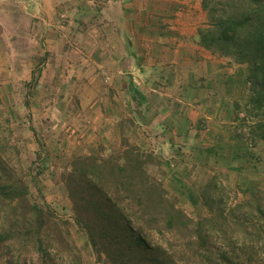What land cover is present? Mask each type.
Segmentation results:
<instances>
[{
	"label": "rangeland",
	"instance_id": "374dc122",
	"mask_svg": "<svg viewBox=\"0 0 264 264\" xmlns=\"http://www.w3.org/2000/svg\"><path fill=\"white\" fill-rule=\"evenodd\" d=\"M32 3L34 0H0V97L28 173L29 202L47 209L48 232L54 239L48 254L41 253L27 240L4 241L0 244V264H101L95 261L87 233L76 222L65 169L76 155L118 151L125 139L137 145L139 135L117 137L112 133L99 134L96 128L92 112L96 90L93 85L84 88L87 79L97 75L93 67L100 62L94 51L98 39L92 37L98 22L88 20L92 9L76 0L69 7L62 6L60 0H53L50 5ZM88 5L92 7L91 3ZM78 9L84 15H77ZM208 23L209 15L204 24ZM48 28L64 37L46 41L42 35ZM56 50L62 55L56 54ZM242 74L243 103L233 125L247 152L244 170L232 175L221 160L211 157L198 171L186 174L176 170L171 178L166 174L165 156L141 147L157 157L150 166L151 172L194 219L210 213L207 206L199 203L200 193L209 182L215 185L209 189L210 195L215 192V197L221 199V203H213L216 212L221 208L228 213L230 208L246 201L251 193L245 189L252 185L264 199V112L255 113L250 105V84ZM210 139L204 145H211ZM9 212L8 207L0 210V234L9 228L8 221H14ZM229 224L236 231L238 226ZM20 227L18 231L23 233L26 226ZM153 236L159 238L156 233ZM212 241L219 252L225 250L218 238Z\"/></svg>",
	"mask_w": 264,
	"mask_h": 264
},
{
	"label": "trees",
	"instance_id": "16d2710c",
	"mask_svg": "<svg viewBox=\"0 0 264 264\" xmlns=\"http://www.w3.org/2000/svg\"><path fill=\"white\" fill-rule=\"evenodd\" d=\"M203 8L209 23L198 29L200 45L243 66L249 103L255 113L264 112V0H204ZM13 138L0 97V210L8 207L14 215V221L8 217L9 228L0 234V244L27 240L44 254L54 239L48 232L47 209L29 202L28 173ZM122 146L103 155H76L65 169L75 219L88 235L96 262L264 264V199L255 186L245 189L250 198L225 213L221 208L215 211L213 203L221 199L215 192L210 195L215 185L209 182L199 203L210 213L194 219L151 172L157 157L126 139ZM229 222L238 226L236 231ZM20 224L26 226L23 233ZM213 238L221 241L224 251L216 249Z\"/></svg>",
	"mask_w": 264,
	"mask_h": 264
},
{
	"label": "crops",
	"instance_id": "0c3cea01",
	"mask_svg": "<svg viewBox=\"0 0 264 264\" xmlns=\"http://www.w3.org/2000/svg\"><path fill=\"white\" fill-rule=\"evenodd\" d=\"M76 1L98 22L92 37L100 62L84 88L96 90L92 112L99 134L139 135L137 145L165 156L171 178L176 170L198 171L211 157L232 175L247 167L233 125L244 97L242 68L200 45L198 29L208 21L204 0ZM42 2L53 0H34ZM73 2L60 0L66 7ZM42 37L64 36L48 28ZM209 138L213 143L204 145Z\"/></svg>",
	"mask_w": 264,
	"mask_h": 264
},
{
	"label": "built area",
	"instance_id": "2783aa9c",
	"mask_svg": "<svg viewBox=\"0 0 264 264\" xmlns=\"http://www.w3.org/2000/svg\"><path fill=\"white\" fill-rule=\"evenodd\" d=\"M246 131H247V128H244V129H243V132H245V133H246Z\"/></svg>",
	"mask_w": 264,
	"mask_h": 264
}]
</instances>
